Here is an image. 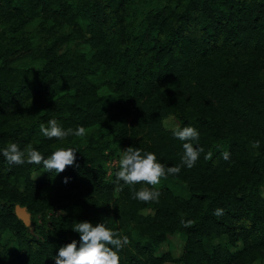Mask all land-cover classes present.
Here are the masks:
<instances>
[{"label":"trees","instance_id":"16d2710c","mask_svg":"<svg viewBox=\"0 0 264 264\" xmlns=\"http://www.w3.org/2000/svg\"><path fill=\"white\" fill-rule=\"evenodd\" d=\"M33 17L39 18L34 40L6 39L5 29L21 30ZM51 24L70 30L43 36L39 30ZM0 26V264H54L61 247L73 240L79 247L73 228L85 221L105 222L128 237L120 264L174 259L155 253L173 230L183 234L180 264L264 258V0H0ZM27 54L39 56V64L17 62ZM253 77L259 85L245 90L243 80ZM258 87L262 93L252 91ZM129 113V126L154 129L182 156L185 141L173 128L198 130L192 143L204 151L194 167H181L179 173H192L184 193L173 190L167 175L156 186L159 201L142 202L132 198L133 189L151 186L117 185L119 160L105 175L109 141L89 129L103 124L118 137ZM171 114L178 124L163 127ZM52 119L64 130L82 126L86 135L49 139L40 126ZM11 142L22 150L32 145L45 159L60 147L78 151L74 165L56 174L43 164L10 165L2 152ZM37 167L44 169L39 180L30 177ZM52 178L60 211L25 226L13 205L30 210L33 197L15 185L33 193ZM144 206L152 213L135 212ZM217 208L224 210L220 217ZM220 234L226 240L213 242Z\"/></svg>","mask_w":264,"mask_h":264},{"label":"clouds","instance_id":"9594fccd","mask_svg":"<svg viewBox=\"0 0 264 264\" xmlns=\"http://www.w3.org/2000/svg\"><path fill=\"white\" fill-rule=\"evenodd\" d=\"M40 130L49 139L63 140L69 135L83 138L86 135L84 127L78 126L76 130L71 128L64 130L56 119L49 120L48 127L42 124ZM173 135L179 140L185 141L180 165L166 168L163 163L158 162L155 153L143 151L139 148L128 147L123 151L119 158V170L116 172L117 185L120 181H123L125 185L130 186L136 184L151 186H144L139 190L133 189V199L142 202H158L161 193L156 186L160 184L162 178H166L167 175L179 174L182 166L189 169L195 166L200 153L204 151L202 147L194 146L192 143L199 140L198 130L192 126L183 127L182 129L177 126L173 128ZM253 146L259 147V142H256ZM77 151L72 147H60L45 159L32 145H28L22 150L17 143L11 142L3 149L2 155L10 165L43 164L47 171L59 174L64 172L68 166L74 165ZM211 156L212 153L209 152L205 159H210ZM229 157L228 152L222 153L223 159L228 160ZM65 183H67V179H65ZM121 191H123V187L118 186L116 192ZM223 214L224 210L222 208H217L214 212L217 217ZM181 222L185 223L183 220ZM73 230L80 234L79 247H77V241L75 240L61 247L58 256L55 258V264H120L119 252L129 244L127 236H121L118 231L109 228L105 222L98 223L95 226L90 222H79L76 223Z\"/></svg>","mask_w":264,"mask_h":264},{"label":"rangeland","instance_id":"374dc122","mask_svg":"<svg viewBox=\"0 0 264 264\" xmlns=\"http://www.w3.org/2000/svg\"><path fill=\"white\" fill-rule=\"evenodd\" d=\"M39 18L33 17L22 27L21 30H17V28L12 27L11 29L4 30V36L6 39L17 38L22 35H29L30 40H34L37 35L36 30L38 26H36L37 21ZM51 22V21H47ZM46 22V23H47ZM1 29V26H0ZM48 30V32L46 31ZM70 30L69 26H59V25H48V28L45 27L40 31V33H44L45 36L46 32L50 34L68 32ZM39 33V34H40ZM80 38V37H79ZM44 40V37L42 38ZM75 43L81 42L80 39H75ZM29 52V51H27ZM19 64H31L33 66H37L39 64V56L35 54H27L23 58L17 61ZM235 69L241 71L242 66L236 65ZM244 79V78H243ZM192 80L189 81L191 83ZM244 89L249 90V84H258L259 81L257 77H253L252 81L250 79H244ZM183 90L185 86L181 87ZM203 88V83H202ZM187 90V87L186 89ZM184 90V91H185ZM254 93H262V88L258 87L253 89ZM131 113L128 114L127 120L125 121L124 125L121 128V133L119 136L113 135L111 130H109L105 125L102 124L99 127H93L89 129V132H93L92 134L94 138L96 137L99 141L108 140L110 144V153L109 156L102 161V167L105 170V175L109 176L112 171L115 169L117 161L119 160L120 156L122 155L123 151L126 150L128 147L139 148L143 151L155 153L158 158L165 164H169L170 167L180 165L181 164V154L177 153L176 150L171 147V144L158 136L154 129H147L144 127H136L132 128L129 126V119ZM163 127L165 128H173L178 124V120L174 117V115H167L162 120ZM26 144L23 142L22 146ZM180 156V157H179ZM44 169L42 167H37L30 172V177L36 180L42 178ZM191 171L182 172L176 175L171 176L168 178L167 183L171 184L173 190L176 193H184L187 185V180L191 178ZM162 180V179H161ZM57 185V178H52L49 184H45L42 182V185L38 187L33 193L27 192L22 185L16 184V192L19 194H30L33 197V205L29 211L30 218H31V226L35 225L36 223H40L43 220V217H48L50 214H56L60 211L61 207L58 204V194L56 191ZM136 187V186H135ZM134 187V188H135ZM259 192L264 197V185L259 186ZM81 200V197H79ZM153 208L149 206H144L137 208L135 212L140 214H147L152 213ZM30 231L34 232V229L30 228ZM5 241L7 243V248H13L16 244L15 238L10 232H6L4 234ZM226 240V234H220L219 236L213 238V242H220L223 243ZM239 242H237L238 244ZM183 245V234L179 230H173L170 232L165 233V237L163 240L159 241L155 246V253L161 254L166 252V256H174V259L166 258L162 261V264H180L179 257L181 255ZM55 264V261H54ZM252 264H264V258H255L252 261Z\"/></svg>","mask_w":264,"mask_h":264},{"label":"water","instance_id":"95a60500","mask_svg":"<svg viewBox=\"0 0 264 264\" xmlns=\"http://www.w3.org/2000/svg\"><path fill=\"white\" fill-rule=\"evenodd\" d=\"M13 212L15 216L21 220V222L25 226H30L31 219L28 209L26 208V205L19 204L18 202L14 203L13 205Z\"/></svg>","mask_w":264,"mask_h":264}]
</instances>
